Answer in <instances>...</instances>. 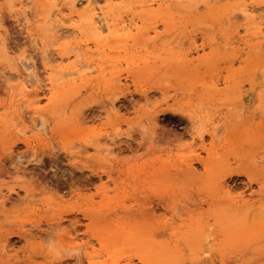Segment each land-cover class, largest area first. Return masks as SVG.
Masks as SVG:
<instances>
[{"label": "rangeland", "instance_id": "374dc122", "mask_svg": "<svg viewBox=\"0 0 264 264\" xmlns=\"http://www.w3.org/2000/svg\"><path fill=\"white\" fill-rule=\"evenodd\" d=\"M87 1L0 0V18L10 20L9 2L16 9L36 5V10L28 9V18L33 35L47 43L53 33L37 28L44 12L61 8L86 15ZM100 1L101 6L107 3L103 10L113 6V13L105 12L110 28L99 35L86 30V21L81 28L69 20L60 22L58 30L67 29L68 35L56 42L60 47L52 46L53 56L63 44L71 53L56 62L81 61L85 70L89 61L96 70L85 74V86L71 81L53 86L59 94L52 102L48 97L53 90L21 88L18 74L4 62L14 54L5 52L0 41V185L16 189L5 199L7 188L0 186V264L20 259L44 264L52 260V246H75L77 235L89 240L75 257L84 264H144L140 256L148 234L153 240L149 264H176L185 258V249H195L208 264H247L264 246V31L256 30L264 23L260 9L252 22L233 10L230 24L208 14L220 0L198 6L196 0H168L164 5L161 0ZM70 3L75 7H67ZM126 10L132 12L126 15ZM124 15L136 18L139 27L128 41L114 29ZM165 17H174L169 28ZM241 18L250 24L244 32ZM156 19L159 27L149 28L147 37L140 29ZM16 31L23 39L18 27ZM36 59L26 57L21 73H29V65L41 71L44 59L38 64ZM97 63L106 68L103 74ZM35 99L44 107L32 116ZM17 145L30 151L23 153ZM140 229L146 236L136 239L134 232ZM22 244L28 250L18 253ZM174 245L178 252L173 259L159 254L171 252ZM205 252L212 256L205 258Z\"/></svg>", "mask_w": 264, "mask_h": 264}, {"label": "bare ground", "instance_id": "6f19581e", "mask_svg": "<svg viewBox=\"0 0 264 264\" xmlns=\"http://www.w3.org/2000/svg\"><path fill=\"white\" fill-rule=\"evenodd\" d=\"M75 1V0H74ZM99 1L100 0H88L87 2H88V5H91L92 7L89 9L90 11H89V13L88 14H86V15H80V14H78V13H72V12H69V13H65L61 8H56V9H54V10H50V11H46V13L44 12V16L43 15H41V16H43V20H42V22L40 23V25H43L44 26V28L45 29H47V28H52L53 30H54V32L55 33H59L60 34V36L61 37H63V36H65L66 34L68 35V33H66L67 32V29H66V32L65 31H62V32H60V29L58 30V27H60L59 25H60V22L61 23H63V22H65V20H69V21H71V22H68V23H71V24H73V25H75V27H80L81 25H83L84 24V22L83 21H86V22H88L87 23V25L88 26H85L86 27V30H93L95 33H97V35H99L102 31H103V29H104V27H109L110 26V24L109 23H107V21H109L108 20V16H106V13L105 12H107V10H103V9H105V8H103V6L105 5V4H102L103 6H101L100 4H99ZM114 1V0H113ZM156 1V0H155ZM167 1L168 0H161V2L159 3V5H164V4H162V2L164 3H167ZM210 0H196V2H195V5L194 6H198V4L199 3H207V2H209ZM87 2L85 3V5L87 4ZM100 2H102V1H100ZM238 2H240V0H220V2H218V4L217 5H215L214 7H211V8H209V10H208V14H210V15H212V17H213V19H215V21H217L218 23L219 22H221L222 20H225L226 21V19H227V21H228V19L230 18V15H231V13H232V11L234 10L235 11V8H234V6L238 3ZM105 3H106V0H105ZM170 3V2H169ZM210 3V2H209ZM247 3H249V4H253V3H255V5H257V4H259V0H247ZM106 5H107V3H106ZM106 5H105V7H106ZM109 5H111V4H109ZM112 5H113V3H112ZM111 5V6H112ZM126 5H127V7H128V4L126 3ZM130 6H132V5H130ZM138 6V5H137ZM146 6V5H145ZM110 7V6H109ZM113 7V6H112ZM111 7V9H113ZM139 7V6H138ZM141 7V6H140ZM64 8V7H63ZM72 8V7H71ZM162 8V7H161ZM160 8V9H161ZM111 9H109V10H111ZM138 9V8H137ZM148 9V8H147ZM200 9V8H199ZM259 9V6H256L254 9L253 8H250L249 9V11H253L254 13L257 11ZM82 10V9H81ZM108 10V11H109ZM150 10L151 11H154V9L153 8H150ZM76 11H78V10H76ZM83 11V10H82ZM124 11V10H123ZM126 11L128 12V13H126ZM125 12H124V14H129V12H132V11H128V10H126ZM161 11V10H160ZM198 11V10H197ZM200 11V10H199ZM79 12V11H78ZM109 12H112V10L111 11H109ZM162 12V11H161ZM201 12H202V9H201ZM108 13V12H107ZM113 13V12H112ZM82 14V13H81ZM84 14V13H83ZM120 14H122L121 12H120ZM196 14V13H195ZM257 14V13H256ZM51 15H54L53 16V18L55 17L56 18V21H58V23L57 24H53L52 22H51V20H50V16ZM119 15V14H118ZM117 15V16H118ZM126 15H124V16H119L118 18V22H119V26L118 27H115L114 29H115V32H116V35H117V32H118V35H117V37L119 36V34L121 33L122 34V36H123V34L125 35L124 36V40H129V39H131L132 37H133V34H132V31H133V29H136V30H138V26L136 25V23H137V20H136V18H133V16H131V15H129V17H127ZM155 14H153V17H155L154 16ZM199 15V14H198ZM239 15V14H238ZM33 17H34V15H32ZM111 16V15H110ZM114 16V15H113ZM126 16V17H125ZM130 16L132 17V18H130ZM191 16V15H190ZM257 16V15H256ZM259 16V15H258ZM40 17V16H39ZM52 17V16H51ZM135 17V16H134ZM137 17V16H136ZM191 17H194V15L193 16H191ZM191 17H189V18H191ZM212 17H211V19H212ZM28 18V17H27ZM111 18V17H110ZM139 18V17H138ZM161 18V17H160ZM163 19H164V17H162ZM29 19V18H28ZM115 19H117V18H115ZM196 19V18H195ZM198 19V18H197ZM242 20H244V18H241ZM246 19V18H245ZM49 20H50V22H49ZM114 20V19H113ZM232 20V19H231ZM240 21V22H245V20L244 21ZM249 20V19H248ZM252 20H253V18L251 19V22H252ZM103 21H106V23H103ZM157 19L154 21V23L150 26V27H146V28H144V29H140V30H143L142 32L143 33H145L146 35H147V37L150 35H148L147 34V31H148V29L149 28H151L153 31H156V29H157V26L159 27V25L157 24ZM175 20H174V17H172V18H167V17H165V20H164V23L163 24H165L166 25V28H169V27H171L172 25H173V22H174ZM67 22V21H66ZM229 22V21H228ZM259 22V21H258ZM262 22V21H261ZM39 23V22H38ZM37 23V24H38ZM230 23V22H229ZM249 23V22H248ZM247 23V24H248ZM260 23V22H259ZM259 23H257L256 24V26H258V24ZM36 24V25H37ZM70 24V25H71ZM116 24V23H115ZM231 24V23H230ZM241 24V23H240ZM252 24V23H251ZM253 24H255L254 22H253ZM264 24V23H263ZM233 25H234V23H233ZM238 25H239V23H238ZM249 26H250V24H248ZM220 26V25H219ZM254 27H255V25H254ZM61 28V27H60ZM71 28V27H70ZM81 28V27H80ZM110 28V27H109ZM250 29H252V28H250ZM258 29V31L259 32H262V31H264L263 29H262V27H260V24H259V27L257 28L256 27V30ZM65 30V29H64ZM77 30V29H76ZM135 30V31H136ZM139 30V31H140ZM151 30V31H152ZM254 30V29H253ZM72 31V30H71ZM70 30L68 31V32H71ZM73 31H74V29H73ZM72 31V32H73ZM43 32H46V31H43ZM114 32V33H115ZM231 32V31H230ZM234 32V31H233ZM36 33V32H35ZM134 33V32H133ZM137 33V32H136ZM229 33V32H228ZM238 33V32H237ZM252 34H254V31L253 32H251ZM34 34V33H33ZM70 34V33H69ZM138 34H140V33H138ZM234 34V33H233ZM135 35V34H134ZM256 35V34H255ZM90 36V35H89ZM115 36V35H114ZM113 36V37H114ZM233 36H235V34L233 35ZM232 36V37H233ZM116 36H115V38H117ZM230 37V36H229ZM41 38V40H42V42L44 43V39H42V37H40ZM90 38V37H89ZM88 38V39H89ZM92 38V37H91ZM121 38V37H120ZM123 38V37H122ZM240 38V37H239ZM94 40H95V38H93ZM226 39V38H225ZM80 40V39H79ZM93 40V41H94ZM114 40V39H113ZM81 41V40H80ZM97 41V40H96ZM195 41V40H194ZM240 41V40H239ZM77 42H78V40H77ZM123 42H125V41H123ZM193 42V41H192ZM81 43H83L82 41H81ZM45 44V46H46V43H44ZM77 44V43H76ZM79 44V43H78ZM81 45V44H80ZM230 45H231V43H230ZM233 45V44H232ZM66 46H67V44H63V46H62V48H61V51H59V52H56V56H53L55 53H52V50H53V48L50 50L51 52H49L48 53V59H47V68H45V61H43V63H42V70L41 71H39V70H36V68H35V70H33V72H34V75H30L29 73H19L18 74V77L20 78V80H19V82H20V84H21V88L24 90V91H35V90H37V88L38 87H46L47 88V90H53L54 91V88H52L53 86H55V85H58V84H61V83H63V82H65V81H71V82H73L72 84L75 86L76 84L77 85H80V86H85V85H87L88 83H89V78H87L86 76H85V74L86 73H88V72H91L92 73V71H94L93 69H95L96 70V67L95 68H93V69H91V64H93V62L91 63V62H89V61H87L86 62V64H85V66H86V69L85 70H81V64H80V62H77L76 60H74V61H72L71 60V62H66V63H57L56 62V60H58V59H60L61 61L62 60H65V59H68L69 58V56L70 55H68V53L71 51L70 49H68V51H66ZM258 47V46H257ZM260 47V46H259ZM103 48V47H102ZM230 48H232V47H230ZM258 49V48H257ZM70 50V51H69ZM71 53V52H70ZM73 54V53H72ZM74 55H76V54H74ZM75 58H77V57H75ZM185 58V57H184ZM263 58H264V56H263ZM185 59H187V58H185ZM98 60V59H97ZM97 60H95V61H97ZM106 62H107V60H105ZM118 61V60H117ZM192 62V61H191ZM190 62V63H191ZM258 62V61H257ZM91 63V64H90ZM95 63V62H94ZM101 63V62H100ZM109 63V62H108ZM186 63V62H185ZM94 65V64H93ZM102 65V64H101ZM101 65L99 64V63H97V65H95V66H99L98 68H100V70L102 71V74L104 73V69H106V68H102L101 67ZM103 65H104V63H103ZM112 65H114V64H112ZM186 65H189V64H186ZM109 65H107L106 67H108ZM259 69H260V66H259ZM114 70H111L110 72L111 73H114L113 72ZM258 75V74H257ZM91 76V75H90ZM37 77H39L40 79L39 80H37ZM262 77H263V75H262ZM262 77H260V78H262ZM95 78H96V76H95ZM94 78V80H97V79H95ZM258 80V79H257ZM262 80H263V78H262ZM77 81L79 82V83H77ZM91 81V80H90ZM255 81V80H254ZM42 82V83H41ZM259 82V81H258ZM90 83H92V82H90ZM95 83H97V82H95ZM256 83V82H255ZM72 84H70V85H72ZM94 84V83H93ZM95 85V84H94ZM258 85H259V83H258ZM254 86H256V85H254ZM68 87H69V85H68ZM96 87V86H95ZM86 88V87H85ZM64 89V88H63ZM91 89V88H90ZM65 91V90H64ZM78 92V91H77ZM76 91L74 92V94H76L77 93ZM55 94H59V93H55V91H54V94L52 95V96H50V97H48V100H50V102H52L53 100H54V96H55ZM59 96V95H58ZM61 96V95H60ZM145 96V95H144ZM148 97V96H147ZM147 97H146V99H147ZM145 98V97H144ZM36 100V102H38V99H35ZM36 102L34 101L33 103L35 104V105H32V107L30 108V110H31V112H30V114L32 113V116L33 115H37V109H36ZM38 115H40V111H39V114ZM116 127H117V125H116ZM261 130V129H260ZM214 132V131H213ZM262 134V133H261ZM261 206V205H260ZM263 208H264V206H263ZM240 225V224H239ZM174 231V230H173ZM196 233H199V230H196L195 231ZM134 233H136L134 236H136V239H137V236L138 235H141L142 236V239H143V235H145L146 236V234H143L142 233V231H141V229L140 230H138V231H136V232H134ZM194 233V232H193ZM196 233H194V234H196ZM148 237L149 238H145V240L147 241H149V242H146L145 243V247H146V249H144V251H143V253H142V255L140 256V261L142 262V263H144V264H149V262H150V259H149V257H148V253H149V251H150V247H152V244L151 243H153V240H151L150 239V235L148 234ZM100 242H101V239H100ZM72 243V242H71ZM161 245H163L162 243H161ZM163 247L164 246H161L160 248L161 249H163ZM173 250L170 252V251H168L167 252V254H166V252L165 253H162L161 252V250H160V252H159V254H165V256L167 255V257H170V259H173V257L175 256V253H177L178 252V249H177V245H174L173 246ZM170 252V253H169ZM93 253V252H92ZM93 255V254H92ZM92 255L90 254V253H86V252H84V256L86 257V258H88V259H90V258H92ZM127 264H130V262L129 263H127Z\"/></svg>", "mask_w": 264, "mask_h": 264}, {"label": "snow or ice", "instance_id": "6c2138e0", "mask_svg": "<svg viewBox=\"0 0 264 264\" xmlns=\"http://www.w3.org/2000/svg\"><path fill=\"white\" fill-rule=\"evenodd\" d=\"M6 7L8 9V12L10 13V20L7 18H0V41H2V46L5 52H11L14 55L6 56L4 62L10 65L12 72L19 74L25 71V69H21L19 65L25 60L26 57H37V59L33 61V63L37 64L39 63V58L43 57L45 61V68H47L48 49L53 45H56V47H60V45L56 43L58 40L61 39L60 34L55 33L52 28L45 29L43 25H37V28L41 31L53 33L52 39L46 43L45 47L42 48L40 46L42 42L41 39L33 35V21L32 19L27 18L29 15H31V13L28 12V9H32L34 11L36 10L37 6L33 5L32 3H28L27 9L23 4L20 5L19 9H16L13 7V4L9 2L7 3ZM50 7L54 8L56 7V5L53 4L50 5ZM67 7H75V5L70 3L67 5ZM91 7V5L86 4L84 6V11L89 10ZM255 7V3L249 4L247 3V0H240V2H238L234 6L235 11L242 13L243 17L246 18V20L254 18L255 13L253 11H249V9H254ZM259 9L261 19L264 20V0H259ZM246 20L245 23L240 27L241 32H244V30L248 27ZM17 27L23 33V39H21L20 34H18L16 31ZM262 29H264V24H262ZM13 37H15V42H13ZM29 38H31V40L33 41L31 44H29ZM27 71L30 75H34V72L31 69V65H29ZM39 79L40 78L37 77V80ZM17 83H19V81H17ZM262 85H264V82H262ZM261 96L262 99H264V87H262ZM112 99H114V97ZM42 107H44L42 101L36 102L37 115L39 114V111ZM173 111L178 110L173 109ZM149 118L151 119L152 117L150 116ZM128 131H132L131 126H129ZM17 147L22 148L23 153H28L30 151V148H24L22 145H17ZM30 159L36 161L37 157L35 155H32ZM14 166L15 165H13V167ZM17 179H19V177H17ZM0 186L7 188V191L5 193V199H7L9 193H15L16 191L14 187H10L6 183ZM87 231L88 230L86 229L85 232ZM8 235H11V233L5 234V243L10 242L7 239ZM27 238V232H25L24 239ZM75 238L78 242V244L75 246L69 248H57L55 246H52V260L45 261L44 264H84L83 260H77L75 259V257L78 255H82L84 248H87L89 245V240L81 239L79 235H77ZM92 243H95V240H92ZM28 247V244H22L21 247L17 249V252L19 253L20 251H26L28 250ZM185 253V258L181 261L176 262V264H208V260L202 259L195 249L191 251L185 249ZM203 256L205 258L211 257L212 253L205 252L203 253ZM65 257H67V259H64ZM7 264H29V261L27 259H20L16 262L9 261L7 262ZM89 264H92V262L89 261ZM130 264H135V261H130ZM212 264H218V262L214 260L212 261ZM219 264H223V262H219ZM247 264H264V246L261 247L259 251V256H252L247 261Z\"/></svg>", "mask_w": 264, "mask_h": 264}]
</instances>
